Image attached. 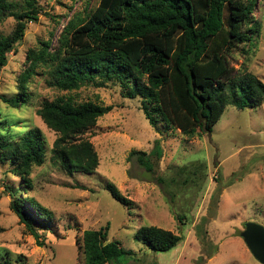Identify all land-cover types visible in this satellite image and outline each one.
<instances>
[{
    "label": "rangeland",
    "instance_id": "1",
    "mask_svg": "<svg viewBox=\"0 0 264 264\" xmlns=\"http://www.w3.org/2000/svg\"><path fill=\"white\" fill-rule=\"evenodd\" d=\"M99 3L41 1L39 20L29 23L23 41L0 70V96L17 94L30 50L40 49L49 39L55 45L71 19L84 16ZM255 16L262 28L255 48L246 56L236 54L232 66L246 67L264 82V0H258ZM15 27V19H0L1 34L8 36ZM50 81L48 70L41 66L28 85V105L12 109L0 99V120L11 125L3 126L8 135L18 137L17 128L23 126L39 129L47 150L45 163L33 167L31 186L12 174L9 163L0 161L2 264H84L83 233L108 223L109 240L119 241L129 252L114 264H260L241 234L249 222L264 227V106L243 111L229 107L212 133L188 137L174 127L153 128L140 108V99L124 98L119 85H85L69 93ZM60 97L114 108L78 137L90 141L99 155V167L92 175H68L51 159L57 135L37 112L43 102ZM156 142L163 157L160 161L152 158L153 171L149 172L138 156H130L132 152L151 154ZM110 183L130 200L129 206L110 195L106 189ZM23 196L34 198L54 214L50 229H37L44 247L37 245L11 211L13 198ZM178 216L186 219L180 222ZM144 225L171 231L183 240L170 251L155 253L134 238Z\"/></svg>",
    "mask_w": 264,
    "mask_h": 264
},
{
    "label": "trees",
    "instance_id": "2",
    "mask_svg": "<svg viewBox=\"0 0 264 264\" xmlns=\"http://www.w3.org/2000/svg\"><path fill=\"white\" fill-rule=\"evenodd\" d=\"M41 1L0 0V19L16 21L10 35L0 33V70L23 41L29 23L39 20ZM257 7L258 0H100L94 10L66 24L55 45L49 39L40 49L30 50L17 94L0 99L12 109L28 105V85L43 66L50 85L60 91L119 85L124 98L140 99L153 128L174 127L188 137L210 134L229 107L243 111L264 106V82L246 67L232 66L236 54L252 53L261 34ZM113 110L66 97L43 102L37 114L57 135L50 149L54 164L71 176L96 172L100 159L94 145L78 137ZM7 124L11 127L6 119L0 120V161L9 163L12 174L31 186L33 167L46 161V141L39 129L28 126L18 127L16 138L8 135L3 129ZM134 156L152 172V158L160 161L163 150L156 142L151 154L132 152L130 157ZM106 189L122 205L131 204L114 184ZM10 207L37 245L44 247L37 229H50L54 214L28 196L14 197ZM184 219L178 216L180 222ZM110 229L108 223L83 233L84 264H114L127 257L129 252L119 241L109 240ZM134 238L155 253L170 251L183 240L171 231L145 225Z\"/></svg>",
    "mask_w": 264,
    "mask_h": 264
},
{
    "label": "water",
    "instance_id": "3",
    "mask_svg": "<svg viewBox=\"0 0 264 264\" xmlns=\"http://www.w3.org/2000/svg\"><path fill=\"white\" fill-rule=\"evenodd\" d=\"M253 257L264 264V227L257 223H246L241 234Z\"/></svg>",
    "mask_w": 264,
    "mask_h": 264
}]
</instances>
